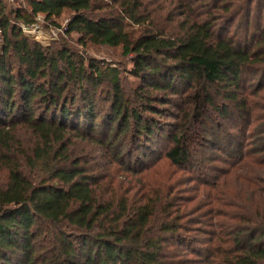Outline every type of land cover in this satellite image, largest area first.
Returning <instances> with one entry per match:
<instances>
[{"label": "trees", "instance_id": "trees-1", "mask_svg": "<svg viewBox=\"0 0 264 264\" xmlns=\"http://www.w3.org/2000/svg\"><path fill=\"white\" fill-rule=\"evenodd\" d=\"M17 2L0 0V264H264V0ZM62 15L53 44L21 29Z\"/></svg>", "mask_w": 264, "mask_h": 264}, {"label": "rangeland", "instance_id": "rangeland-1", "mask_svg": "<svg viewBox=\"0 0 264 264\" xmlns=\"http://www.w3.org/2000/svg\"><path fill=\"white\" fill-rule=\"evenodd\" d=\"M17 1L19 2L20 0ZM12 7L13 9H15L16 4L13 5ZM66 19H67V15H62L61 18H59V20L57 21L59 24L58 26L49 27L43 23L42 18H39L38 19L39 21L36 22L32 27L29 26V30H25V34L44 46L53 44L61 40L63 34V27L66 23ZM84 52L90 57H93L98 61L104 62L105 65L121 68L122 64H124V61L120 57H118L119 49L114 50L100 46H88L84 50ZM172 121H173L172 119H168L166 122L170 124L172 123ZM151 146L156 147L154 148L155 151H157L156 153H160L166 147V143L160 142L157 146L156 145H151ZM159 167H158L159 173L157 177L155 178V176L150 175L149 179H159V174H162L165 172V170H167V166L165 164H161ZM180 174L181 172L180 173L177 172L176 176L178 177Z\"/></svg>", "mask_w": 264, "mask_h": 264}, {"label": "built area", "instance_id": "built-area-1", "mask_svg": "<svg viewBox=\"0 0 264 264\" xmlns=\"http://www.w3.org/2000/svg\"><path fill=\"white\" fill-rule=\"evenodd\" d=\"M7 1H10V2H13L15 0H7ZM33 25H31L30 27H32ZM21 29L22 31L25 33V30H29V26H24V25H21Z\"/></svg>", "mask_w": 264, "mask_h": 264}]
</instances>
